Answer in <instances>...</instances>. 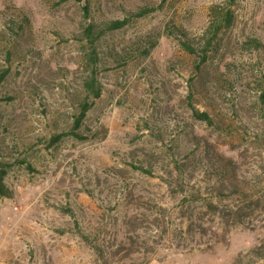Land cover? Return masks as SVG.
Masks as SVG:
<instances>
[{"label":"rangeland","instance_id":"1","mask_svg":"<svg viewBox=\"0 0 264 264\" xmlns=\"http://www.w3.org/2000/svg\"><path fill=\"white\" fill-rule=\"evenodd\" d=\"M3 74L0 264H264V0H0Z\"/></svg>","mask_w":264,"mask_h":264},{"label":"trees","instance_id":"2","mask_svg":"<svg viewBox=\"0 0 264 264\" xmlns=\"http://www.w3.org/2000/svg\"><path fill=\"white\" fill-rule=\"evenodd\" d=\"M155 8L153 7H143V8H137L135 12H128L135 16L136 18H142L148 15L149 13L153 12ZM231 12H222L218 10H212V13L209 17V24L203 31L202 36L211 35V37L216 36L219 33V30L222 28L227 27L231 22ZM129 20L128 18L123 19H114L109 21H101L99 24L95 22H91L87 28H86V37L89 40L90 46L96 47L97 42L101 39V37L106 32L111 31H117L122 29L128 24ZM178 28H172L167 29V33L170 36H174L179 43V45L182 47V49L187 52L190 55L198 56L199 53H201L202 56V62L205 58V52L206 50H197V47H195L193 40H190L187 36V32L184 29H178ZM156 42H144L145 48L142 51V55L145 56L149 53V51L155 46ZM147 45V46H146ZM133 59H124L123 63L129 62ZM88 61L90 62V72L91 74L87 77L86 81L84 82V89L87 92V99L90 101V99H97L99 98L101 94L100 86L98 85L96 81V59H91L89 56ZM6 73V71H5ZM5 75H0V82L4 79ZM91 104L84 103L80 109V114L77 120L75 121V128H78L80 121L82 117L85 115L87 110ZM193 116L200 121H204L207 123H210V118L206 113H200L198 111L193 112ZM7 167L4 163L0 162V198H11V193L6 187L4 183V178L6 176Z\"/></svg>","mask_w":264,"mask_h":264}]
</instances>
